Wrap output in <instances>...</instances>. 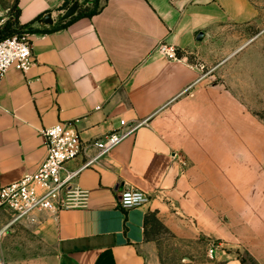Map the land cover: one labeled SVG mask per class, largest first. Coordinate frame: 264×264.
Here are the masks:
<instances>
[{"label":"crops","instance_id":"crops-1","mask_svg":"<svg viewBox=\"0 0 264 264\" xmlns=\"http://www.w3.org/2000/svg\"><path fill=\"white\" fill-rule=\"evenodd\" d=\"M64 1L18 2L19 25L33 22L35 63L27 74L10 69L0 85V185L37 170L43 128L71 123L90 143L121 120L143 124L76 179L89 193L85 208L12 224L32 239L31 254L2 249L1 264H162L151 216L180 249L202 243L196 259L173 264H264V125L187 58L233 23L257 21L249 0H105L66 28L54 16L39 22L66 11ZM125 188L149 203L122 210Z\"/></svg>","mask_w":264,"mask_h":264},{"label":"built area","instance_id":"built-area-1","mask_svg":"<svg viewBox=\"0 0 264 264\" xmlns=\"http://www.w3.org/2000/svg\"><path fill=\"white\" fill-rule=\"evenodd\" d=\"M160 51L169 60H178L177 49L160 45ZM34 54L29 33H19L0 40V85L10 69L27 74L32 68ZM143 123L128 125L121 120L117 129L104 139L87 143L83 141L75 126L62 122L40 130L46 149L44 160L34 173L27 174L18 181L0 185V211L10 215L9 225L21 221L34 222L39 213L57 215L61 211L85 208L89 193L75 185L79 175L98 165L124 140L134 135ZM89 149L94 150L89 154ZM82 157V164L70 169L68 164ZM148 194L135 188H125L118 198L122 210H130L149 203ZM214 249L209 250L212 259Z\"/></svg>","mask_w":264,"mask_h":264},{"label":"rangeland","instance_id":"rangeland-1","mask_svg":"<svg viewBox=\"0 0 264 264\" xmlns=\"http://www.w3.org/2000/svg\"><path fill=\"white\" fill-rule=\"evenodd\" d=\"M105 0H65L64 8L77 4L79 14L97 11ZM257 13V21L233 23L225 33L216 35L208 45L207 53L189 55L188 60L208 82L225 84L242 103L247 112L264 125V0H249ZM16 0H0V37L6 31L29 30L19 26L16 18ZM53 13L58 25L65 13ZM10 215L0 212V264L2 249L12 257L26 251L31 254V238L23 234L17 225L7 227ZM150 222V221H149ZM154 236L162 239V264H173L184 257L196 259L202 252V243L184 244L180 249L163 225L154 219L150 222ZM26 240H25V239ZM199 245V246H198ZM210 250V249H209ZM209 250L207 251L209 257Z\"/></svg>","mask_w":264,"mask_h":264},{"label":"trees","instance_id":"trees-1","mask_svg":"<svg viewBox=\"0 0 264 264\" xmlns=\"http://www.w3.org/2000/svg\"><path fill=\"white\" fill-rule=\"evenodd\" d=\"M18 2H19V0H16V11H15V16H16V18H17V20L19 19V16H20V14H21V11H20V9L18 8ZM99 10V9H98ZM97 10V11H98ZM78 11H79V9H78ZM78 11H77V13H76V15H74L73 17H71L70 19H68V20H65V21H62L61 22V24L62 23H64L63 25H61V27H63V28H66L69 24H71L74 20H76V19H79V18H82V17H91V16H93L94 14H96L97 13V11H94V12H91V13H89V14H79L78 13ZM41 17V16H40ZM40 17L38 18V19H40ZM38 19H36L35 21H37ZM34 21V22H35ZM33 22H31V23H28V24H26V25H24V26H21V25H19V26H21V27H29V30H26V31H21L20 33H30L31 31V28H30V24H32ZM16 34H19V33H16ZM15 33H14V31H6L5 33H4V35L2 36V37H0V40H3V39H5V38H8V37H12V36H14V35H16ZM151 219H154L155 221H157V219H155L154 218V216H151L150 218H149V221L151 222Z\"/></svg>","mask_w":264,"mask_h":264},{"label":"water","instance_id":"water-1","mask_svg":"<svg viewBox=\"0 0 264 264\" xmlns=\"http://www.w3.org/2000/svg\"><path fill=\"white\" fill-rule=\"evenodd\" d=\"M79 9V6L77 4L71 6L68 8L65 13L59 18V21H65L76 15L77 11ZM40 23H43L45 25H53L54 24V19H53V14L51 12L46 13L43 15V17L39 20ZM204 37L203 33H199L197 36V40L201 41Z\"/></svg>","mask_w":264,"mask_h":264}]
</instances>
